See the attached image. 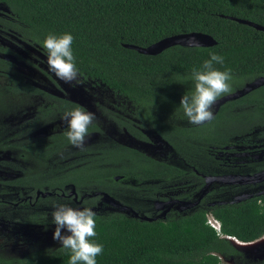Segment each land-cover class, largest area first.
Returning <instances> with one entry per match:
<instances>
[{
	"label": "trees",
	"instance_id": "16d2710c",
	"mask_svg": "<svg viewBox=\"0 0 264 264\" xmlns=\"http://www.w3.org/2000/svg\"><path fill=\"white\" fill-rule=\"evenodd\" d=\"M229 16L264 26V0H0V35L45 54L42 42L49 34H71L78 77L120 96L136 111L134 116L143 120L144 128L169 144L162 154L154 155L127 144L96 141L83 151H71L70 156L67 130L56 132L57 140L28 142L25 137V142L13 144L12 149L28 166L0 187V201L20 208L27 201L25 195L34 196L37 189L58 192L67 183H73L78 193L97 189L112 194L110 186L118 184L112 180L116 174L163 184L193 174L189 165L204 172L186 151L203 156V142L206 151L227 142L229 135L217 129L225 110L235 103L222 105L214 116L213 120H218L216 133H200L180 107L182 96L194 91L192 70L201 69L215 53L224 57V64H214V68L231 69L233 79L248 81L264 75V31ZM191 31L207 33L217 43L210 47L172 46L156 55L123 45L146 47ZM18 60L24 59L0 41V144L7 141L2 137L13 123L34 119L32 132L37 134L61 119L58 111L80 107L44 87L42 80L19 67ZM243 101L252 102L248 97ZM34 112L39 113L34 117ZM126 126L132 135L140 133ZM98 127L95 120L88 135ZM93 200L87 198L89 203ZM260 200L262 203L258 197L230 205L214 203L152 221L119 209L95 212L97 235L92 240L104 248L97 264H223L221 257L240 253L226 236L250 242L264 235V196ZM132 207L140 215L155 216ZM207 215L219 221V231L207 223ZM61 247L30 252L15 264H68L70 251ZM12 262L0 256V264ZM241 264H264V258H242Z\"/></svg>",
	"mask_w": 264,
	"mask_h": 264
},
{
	"label": "rangeland",
	"instance_id": "374dc122",
	"mask_svg": "<svg viewBox=\"0 0 264 264\" xmlns=\"http://www.w3.org/2000/svg\"><path fill=\"white\" fill-rule=\"evenodd\" d=\"M0 41L5 42L12 49L17 51L24 60H18L19 67L29 73L33 78L43 80L49 89L53 90L60 96H64L66 99L76 102L81 105L85 111L94 113L95 120L101 119V128L106 127V119L109 118L110 122L114 119H118L119 116H128V113L132 115V107L123 99H119L112 94L109 89L100 85H93L90 82L83 81L79 78V83L73 82V84H67L62 80H59L52 72L48 70L46 63V55L35 50L34 48L20 42L11 39L10 36L0 35ZM243 80L233 79L230 81L232 91L239 89L243 85ZM230 92V93H231ZM123 101V102H122ZM106 102V103H105ZM123 104L125 109L123 112H113L109 109L115 108ZM109 105H108V104ZM226 112V110H225ZM223 113V119L220 127L232 129L236 126L248 124V118L241 115H236L233 112H227L229 117ZM117 114V115H116ZM121 114V115H120ZM130 120L136 122L133 116H129ZM62 120V119H61ZM62 122H64L62 120ZM29 123V120L24 119L20 122L13 123L7 132L3 134L2 138H7L4 144H0V187L6 183L8 179L16 178L20 175V172L28 166V161L24 158H20L18 152L12 149V145L25 142V132L22 134L23 127ZM115 127L120 129L121 121L116 122ZM125 125V123L123 122ZM218 120H212L211 122H205L197 127L200 133L207 135L216 133ZM114 126V125H113ZM106 129V128H105ZM219 131V129H217ZM39 132V131H36ZM145 137L143 140L134 139L132 135H126L124 138L125 144L131 145L144 150L147 153L154 155H160L166 151L169 144L159 134L153 130L145 131ZM23 135V136H22ZM89 137H86L85 143L91 142ZM210 153L215 155L214 150L208 148ZM191 150H187L186 154L194 155V162L198 163L201 168L206 167L204 170L208 175H214L217 173V165H215L214 159L208 156L207 163L200 155H195ZM213 159V160H211ZM176 184L169 188L165 186L152 196L151 194L143 195L142 193L128 189L123 183L112 190L114 197L122 203L130 202L129 205L143 209L141 203L149 204L154 198L159 197L163 191L169 190L170 192L177 193L178 191L185 190L186 187ZM30 188H28L29 190ZM117 196V197H116ZM143 200V201H142ZM216 200L215 193H211L208 196L203 207L214 204ZM58 204H64L72 208L81 209L80 207L73 205L70 200H64L59 197H39V199L33 204H29L28 201L20 208H13L11 203H3L0 201V256L11 259L15 264L17 259L24 258L27 254L39 251L42 253L50 252L61 244L53 239V233L55 231V225L52 223V212L55 210V206ZM64 234H68L66 230H62ZM231 244L240 251L237 255H230L228 257H221L223 264H241V259H261L264 258V235L259 239H255L250 242H244L237 246L230 240ZM243 247V248H242Z\"/></svg>",
	"mask_w": 264,
	"mask_h": 264
},
{
	"label": "flooded vegetation",
	"instance_id": "af4514ba",
	"mask_svg": "<svg viewBox=\"0 0 264 264\" xmlns=\"http://www.w3.org/2000/svg\"><path fill=\"white\" fill-rule=\"evenodd\" d=\"M259 76H262V75H259ZM257 77H254L253 79ZM253 79L248 80V81H252ZM39 81L41 80L39 79ZM42 81H41L42 85L46 87L47 89H49L48 86ZM248 81H244L243 85ZM114 96L121 99L120 96H117V95H114ZM60 97L63 98L64 96H60ZM246 97L252 100V102H249V103L244 102L243 99H245ZM230 101H233L235 104L231 108L226 110L225 116L229 117L227 112H233L236 115L247 117L248 124H245L243 122V125L236 126L233 128V130L231 128L227 130L226 128H223V126L221 127L220 125L218 126V129L223 133L226 132L229 135V137H228L227 142H224V143L222 142L217 146H210L214 150L215 155H216L214 160H215V165H217V173L214 175L245 176V175H254L258 172H262L264 171V84H261L257 86L256 88L252 89L247 94L235 100H230ZM230 101H227L226 103ZM122 102L120 106H116L115 108L110 107L111 109L109 110H111L113 114H115L116 112L117 113L123 112V109H125V107L123 106ZM74 103L77 104L76 102ZM77 105L79 106V104ZM80 107L82 110H84V108L81 105ZM126 110L128 114V116H126L127 118L119 116V118L114 119L113 122H110L109 118H107L106 119L107 121L105 123L106 127L104 128H101L102 120L101 119L96 120L97 125H99V127L97 128V131H96V128H94L93 130H90L89 135H87V137H89L93 141L85 143V146L94 144L96 143V141H102L106 145H111L112 143L125 145L124 138L126 137V135L129 136V134H131L129 132V128L126 126L127 124L130 126V129H132V127H135V129L140 132L136 135L131 134L134 137V139L143 140L145 137L144 132L148 131V129L150 128L148 127L144 128V126L146 125H144L143 120L134 116V114H136V111L133 109V107L131 110L132 115L128 113V109ZM65 112L67 111H63V110L58 111L60 115H63ZM35 113H39V112H34L32 116L35 117L34 115ZM129 116L135 117L131 119H135L136 122H133L132 120H130ZM118 121H121V124H122V126L120 125V129L115 127V124H117L116 122ZM33 122H34V119H30L29 124L27 123L23 127V130H22V133L25 132V137L28 140V142L31 141L32 139H41V138L50 139L52 137H55V139L57 140V137H56L57 133L60 131L67 130L66 123L62 122L61 119H58L55 123L52 122V123L47 124L46 128L45 127L41 128L43 129L42 131L38 132L37 134H34L32 132L33 129H35V125L32 124ZM93 122H95V120ZM123 122L125 123V125L123 124ZM52 141L54 142V140ZM203 146H204V149H203L204 153H203V156L202 155L201 156L207 163L208 159H210L208 158V153H207L208 151H206L208 146L205 142H203ZM66 147L69 149L70 156H71V151L74 152L78 150L77 148L71 145L66 146ZM67 152H68L67 150L64 151L65 157L67 156ZM61 160L62 159L59 158V162H61ZM64 161H68V160L65 159ZM189 167L191 171L193 172V174L184 176L177 182L163 183V184H159L158 180L138 179V177H134V176L124 177L120 174H116L112 176V180L117 182L118 184L110 186V188L112 191L114 188H116L121 183H123L125 187L128 189L142 193L143 195L151 194L152 196H154V194L159 192L164 186L166 188H169L173 185L181 183L180 185L186 187L185 190L178 191L177 193L170 192L169 190L163 191V193L159 197L157 198L153 197L154 200L151 203L149 204H146L143 202L141 203L140 206L143 208L142 209L143 212L151 211L152 214L157 216L158 214L161 213L162 210L155 208V200H160V201H170V200H175V199L178 200V202L175 203L169 209V211L166 213V215L163 218H158V219H164L168 215L186 213L196 207H203L202 205L205 204V201L207 200L208 196H210V194L213 192L215 193V196H216V200H215L216 202L214 203L219 204V205L237 204V203H240L246 200H252L255 197H258V203H262L260 200V197L264 196V180H260L256 182H244V179L234 178L233 180H235V182L233 183H225L222 181L212 182L208 188L207 193L199 200V202L196 205L190 208L179 210L178 207L181 206L182 201H195L198 198V194L201 188L203 187V185L205 184L204 176L208 175L207 173L198 171L192 165H189ZM204 168L207 169L206 167ZM115 176H119V178L115 179ZM72 186L75 189L76 198L74 197V194L72 195L69 194L72 189ZM152 186H154L155 188ZM37 191L51 192V194H47L45 196L49 198L54 196V197L62 198L64 200H70L73 205H76L80 207L81 209L90 208L94 212L119 209L106 202H102V204H99L102 198L101 192L108 193L107 191L95 189L94 191L89 192V193H78L73 183L65 184L64 189H59L58 192L37 189L34 193V196H31L30 194L25 195L23 197V200H27L29 204L33 205L39 199V197H45V196H42L41 194L36 196ZM95 192H98V194L97 195L93 194L92 196H90V194L95 193ZM108 194L113 197L115 196L110 193ZM87 198L94 199V200L91 203H89L87 201ZM129 203L130 202L125 201V203L123 204L132 207V205H129ZM207 206H210V205L208 204ZM242 243L244 244V242Z\"/></svg>",
	"mask_w": 264,
	"mask_h": 264
},
{
	"label": "clouds",
	"instance_id": "9594fccd",
	"mask_svg": "<svg viewBox=\"0 0 264 264\" xmlns=\"http://www.w3.org/2000/svg\"><path fill=\"white\" fill-rule=\"evenodd\" d=\"M73 36L49 34L42 42L46 54L48 70L59 80L67 84L79 83L78 69L72 51ZM189 46L199 47L193 41ZM214 64H224V57L215 53L203 62L201 69H193L191 79L194 91L183 95L180 107L189 123L202 125L214 119L212 108L222 95L232 91L230 81L233 79L231 69L220 71ZM61 119L67 125L65 133L68 143L81 151L85 148V139L89 126L95 120L94 113L75 108L63 114ZM96 213L90 208L76 209L64 204L55 206L52 223L55 225L53 239L63 249L70 251L68 264H97V257L103 254L102 244L93 242L96 233ZM66 230L68 234H64Z\"/></svg>",
	"mask_w": 264,
	"mask_h": 264
},
{
	"label": "water",
	"instance_id": "95a60500",
	"mask_svg": "<svg viewBox=\"0 0 264 264\" xmlns=\"http://www.w3.org/2000/svg\"><path fill=\"white\" fill-rule=\"evenodd\" d=\"M230 19L235 20L239 23L246 24L249 26L254 27L257 30L264 31V26L254 23L249 20L241 19V18H236L229 16ZM189 41H193L196 44L199 45V47H210L213 46L217 43V41L209 34L199 32V31H191L187 33H180V34H175L171 35L165 38H162L151 45H148L146 47H141L138 45L134 44H123L126 48L136 50L139 53L146 54V55H156L161 53L167 48H170L172 46H181V47H194V46H189ZM264 84V75L259 76L252 81L246 82L241 88L235 90L234 92L222 95L221 97L218 98L217 102L212 108V112L214 116L218 112L219 108L226 103L227 101L230 100H235L248 92H250L252 89L256 88L257 86ZM205 184L201 188L198 198L195 201H182L181 206H179V210L190 208L194 205H196L199 200L207 193L209 186L211 185L212 182H225V183H233L235 180L234 178H241L244 179V182H256L260 180H264V171L258 172L254 175H245V176H235V175H230V176H219V175H205ZM119 176H115V179H118ZM41 194L42 196H45L47 194H51V192H41L37 191L36 196ZM70 195L74 194V197L76 198V193L75 189L72 186V189L69 193ZM93 194L97 195L98 192L90 194L92 196ZM102 198L99 204H102V202H106L110 205H113L117 208H119L121 211H124L126 214L131 215L132 217L139 218L140 220H145V221H152L156 220L158 218H163L166 213L169 211V209L178 202V200H170V201H160V200H155V208L156 209H161V213L158 214L157 216L153 217H148L145 215H140L137 211H135L132 207L125 205L115 199L113 196L109 195L106 192H101ZM166 206V207H165ZM229 240H233V242L239 241L236 238H228ZM236 240V241H235Z\"/></svg>",
	"mask_w": 264,
	"mask_h": 264
},
{
	"label": "built area",
	"instance_id": "2783aa9c",
	"mask_svg": "<svg viewBox=\"0 0 264 264\" xmlns=\"http://www.w3.org/2000/svg\"><path fill=\"white\" fill-rule=\"evenodd\" d=\"M207 223H208L211 227H213L215 230L219 231V229H220L219 221L216 220L213 216H211V215H207ZM226 238H234V237L226 236Z\"/></svg>",
	"mask_w": 264,
	"mask_h": 264
},
{
	"label": "bare ground",
	"instance_id": "6f19581e",
	"mask_svg": "<svg viewBox=\"0 0 264 264\" xmlns=\"http://www.w3.org/2000/svg\"><path fill=\"white\" fill-rule=\"evenodd\" d=\"M236 241V240H235ZM235 244H237V246H239L240 244H243L242 242H240V241H236V242H234ZM243 248V247H242Z\"/></svg>",
	"mask_w": 264,
	"mask_h": 264
}]
</instances>
